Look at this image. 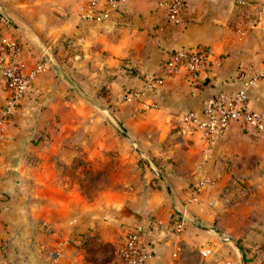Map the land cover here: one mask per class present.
I'll use <instances>...</instances> for the list:
<instances>
[{"label": "crops", "instance_id": "obj_1", "mask_svg": "<svg viewBox=\"0 0 264 264\" xmlns=\"http://www.w3.org/2000/svg\"><path fill=\"white\" fill-rule=\"evenodd\" d=\"M86 1L0 0V35L20 41L28 66L46 58L44 73L6 121L1 113L7 92L0 76V264H54L55 253L56 264H90L86 238L115 250L136 225L152 232L146 242L155 257L147 264H170L175 252L173 263L181 264L184 249L195 245L205 264H240L228 241L236 243L233 229H249L250 240L264 232V136L234 123L207 151L183 116L200 113L203 103L219 93L241 89L246 76L238 72L260 67L264 0H183L177 25L167 21L163 0H125L108 22L87 23L80 20ZM192 47L201 48L208 61L198 81L182 70L162 86L146 89L171 52ZM88 86L91 93L106 86L116 119L143 120L139 103L122 100L125 91H144V101L159 106L146 112L160 117V135L171 132L177 140H159L149 148L151 157L140 155L153 170L149 159L167 166L172 161L182 169L166 175L157 171L156 182L148 175L140 192L103 191L90 199L76 182L81 174L74 173L77 152L84 147L68 136L54 139L56 132L74 134V115L93 113L76 102L92 98ZM126 105L132 108L122 109ZM246 107L264 116V80L248 91ZM63 116L71 118L70 124L57 121ZM204 155H209L214 184L186 212L188 224L177 236L172 213L183 211L187 187L198 180ZM89 157L86 165L93 161ZM259 233L261 240L254 243L237 237L249 244L243 264H264V253L255 247L264 241Z\"/></svg>", "mask_w": 264, "mask_h": 264}, {"label": "built area", "instance_id": "obj_2", "mask_svg": "<svg viewBox=\"0 0 264 264\" xmlns=\"http://www.w3.org/2000/svg\"><path fill=\"white\" fill-rule=\"evenodd\" d=\"M125 0H87L80 14V20L87 23H106L110 20L111 12L118 10ZM161 6L166 10V19L177 25L181 22L183 0H163ZM264 12V5L262 6ZM22 44L14 37L0 35V76L5 85L7 97L2 108L1 119L6 121L12 115L17 105L24 99L34 80L44 73L46 58L44 55L32 66H28L21 57ZM207 57L199 47L181 48L170 53L162 64L156 80L147 83L146 89L162 86L170 78L178 76L182 70L192 80L198 81L207 68ZM246 78L241 89L233 92L219 93L207 99L200 113L188 111L183 116V122L198 135L207 151L224 136L234 123H240L255 133L264 136V116L246 107L247 93L257 83L264 80V58L257 70L238 72V76ZM144 91H128L123 97L125 103H139L143 111L158 110L155 102L144 101ZM206 163L209 155L203 156ZM201 168L198 182L192 187L187 196V203L196 204L201 194L208 186L210 179ZM184 208V207H183ZM185 210V208H184ZM186 225V211L179 212L174 218L172 231L179 236ZM152 235L149 228L136 225L127 230L115 247V260L112 264H147L155 257L153 247L146 239ZM56 264L57 253L52 255ZM172 262L177 259V253L171 255Z\"/></svg>", "mask_w": 264, "mask_h": 264}, {"label": "rangeland", "instance_id": "obj_3", "mask_svg": "<svg viewBox=\"0 0 264 264\" xmlns=\"http://www.w3.org/2000/svg\"><path fill=\"white\" fill-rule=\"evenodd\" d=\"M105 87H100L101 89L96 91V93H91L90 90H88L90 86L86 87V94L92 97H88L90 98L88 102L85 99V101L83 100L80 102L74 98L76 102L81 104H79L80 108L91 109L93 113H87L81 116L74 115V134L63 131V136H61V134L56 132L54 138L62 139V137L64 138L65 136L66 138V136H68L74 143H78L75 144L76 147H84L77 152L79 161L77 165H74V173L78 172L81 174V177L76 179V182H78L81 188L86 191L90 199H92L93 196L96 198L99 193L103 191L126 190L128 192H140V190L146 189L147 181L150 180L149 178H151V182L157 181V171L159 174L161 172L162 175H166L171 170L172 172L176 171L175 168L179 171L182 169L181 166L173 164L171 160L170 165L167 166V164H162L161 161L149 159L153 164V167L156 170L155 171L149 166L147 161L142 159L140 154H146L145 157H151L149 148L155 142L157 143L159 140L166 138L165 140L173 143L174 140L177 139H174L171 132H166V136L165 134L160 135V132H158L160 130L157 128L158 121L162 123L160 121V117L151 115V112L145 111V113L141 108H139L140 110H138V114L143 120L140 118L134 120V118H129L127 116L124 118H121L122 116H117L118 119H116L113 116V113H116V107L109 103L105 94ZM103 97L107 99H104ZM128 108L132 107L126 105L123 106L122 109ZM51 121L53 123L50 122V124L54 125V119H51ZM57 121H59V123L61 122V124H70L71 118L63 116ZM147 140L152 141L150 145L146 142ZM88 156H90L89 159L93 158V161H89V164L86 165L84 160L88 158ZM206 163H203L202 159L201 164L198 165L197 168L200 171L201 166L205 174L210 179V182L208 186H206L205 190L211 188L214 184L213 171H210L211 166H209V162L207 164ZM208 167L210 169H208ZM197 182L198 181L196 180L193 184H190L187 187L186 195L184 197L185 199L182 204V208H185V210L183 208V211L187 212L189 208L195 206V204L187 203V196L191 193L192 187ZM178 214L179 212L177 211L173 212L172 219ZM186 226L184 228H186ZM233 231L236 233V245L240 249L241 254L244 253V256L249 250V244L246 243V245H243L241 243V239H237V237L243 236L245 242L248 240L254 243V241L261 240L258 235L259 232V234H264L263 231H258L257 235L255 237L251 236L252 240H250L249 229L235 228ZM102 244L111 245L112 251H104V253H102V250H98L100 253L96 255L97 257L95 258V263L101 264L104 262V264H112L115 260L114 247L112 244L103 243L102 241H97L96 247L103 246ZM255 247L260 250V252L264 253V241L257 242ZM234 248L236 249V253L240 256L238 249L236 247ZM199 250V245L192 247L187 246L182 253L181 259H183V261L181 264H205V262L201 259ZM107 260H110V262H107ZM239 260L240 264H243L242 257L239 258ZM244 262L247 263V260H244ZM89 263L95 264L93 262Z\"/></svg>", "mask_w": 264, "mask_h": 264}, {"label": "trees", "instance_id": "obj_4", "mask_svg": "<svg viewBox=\"0 0 264 264\" xmlns=\"http://www.w3.org/2000/svg\"><path fill=\"white\" fill-rule=\"evenodd\" d=\"M127 92V91H126ZM174 218L172 219V222H173ZM97 242L95 239L93 238H86L84 241H83V246L86 250V254H87V260L88 262H93L95 263V258L97 257L96 255H98V253H100L98 250H102V253H104V251H112V247L111 245H105V244H102L103 246H97ZM96 264V263H95ZM101 264H104L101 263Z\"/></svg>", "mask_w": 264, "mask_h": 264}, {"label": "water", "instance_id": "obj_5", "mask_svg": "<svg viewBox=\"0 0 264 264\" xmlns=\"http://www.w3.org/2000/svg\"><path fill=\"white\" fill-rule=\"evenodd\" d=\"M228 241H229L234 247H236V248L238 249V252H239V254H240V258H241V257H242V254H241L240 249L237 247L236 243H235L233 240H231V239H228Z\"/></svg>", "mask_w": 264, "mask_h": 264}]
</instances>
